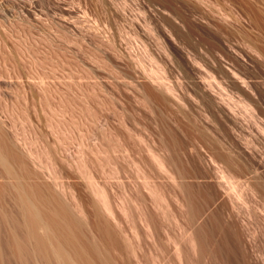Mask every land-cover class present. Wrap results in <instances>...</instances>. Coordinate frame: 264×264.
Listing matches in <instances>:
<instances>
[{"label": "rangeland", "instance_id": "obj_1", "mask_svg": "<svg viewBox=\"0 0 264 264\" xmlns=\"http://www.w3.org/2000/svg\"><path fill=\"white\" fill-rule=\"evenodd\" d=\"M1 2L7 6L0 13L3 127L31 148L48 141L50 151L53 146L72 156L82 146L89 151L90 143L80 141H90L92 133L105 140L98 138L102 127L124 136L119 141L127 153L114 147L110 164L85 155L119 220L116 241L101 237L108 263L264 264V0ZM229 70L237 73L234 79ZM161 81L172 90L168 100L157 97ZM160 130L176 141L174 183L142 146L160 149ZM134 161L168 211L154 207L146 189L139 192L144 175ZM217 166L229 168L238 197L218 185ZM73 176L68 182L82 190ZM4 194L0 209L9 204ZM141 209L150 230L139 218ZM5 227L0 225L1 237ZM191 231L199 240L194 251L186 239ZM8 246L0 243V264H36L27 250L22 258Z\"/></svg>", "mask_w": 264, "mask_h": 264}, {"label": "bare ground", "instance_id": "obj_2", "mask_svg": "<svg viewBox=\"0 0 264 264\" xmlns=\"http://www.w3.org/2000/svg\"><path fill=\"white\" fill-rule=\"evenodd\" d=\"M1 1L2 0H0V13L2 14V11L5 8L7 9V6L5 4L6 7L4 8V1L3 3ZM197 61L198 60L196 59V62ZM229 72L231 74L230 76L233 75L234 79V74L236 72H233L232 70H229ZM158 77L159 76H157V78ZM213 77L214 76L212 75V78ZM155 79L156 78H154V80ZM215 80L217 79L215 78ZM215 80L213 79V81ZM159 81L160 80L157 79L156 83H159ZM162 83L160 87H158L159 85L156 84L158 87L157 89H159V91L157 89L155 91L160 92L157 97L160 96L162 98L163 96L164 98H162V100H168L166 98L171 97L172 92L170 93V91L172 90H170L171 88L169 87V85H166L165 82ZM155 84L153 87L156 88ZM151 91L155 93L154 88ZM151 91L149 92V94L153 93ZM155 94H157V92ZM149 97H146L147 101L151 99ZM154 99L161 100L160 98ZM27 119L28 118H26V120ZM27 121H29V119ZM9 128H11L10 125ZM102 128L101 131L103 132ZM12 130L5 129L2 123L0 122V176L4 177V179L2 180L3 182L0 183V185L3 189H5V191L2 189V192H0V194L3 195V192L8 193L6 194L8 196L6 197V195L4 194L3 198L5 199L6 197V200H8L9 203L8 205H5L7 206V209H0V225L2 224L4 225V227L6 225L5 230H8L6 231L7 234L5 233V236L1 234L3 237L0 236V243L6 246L9 245L8 247H10V245L12 244V247L14 248L11 249H15V252L18 253V256L25 254L23 252L27 250L28 254H30H27L29 256V259H34L33 262H35L36 264H110L108 263L107 259V250L103 247L101 243V237H106V239L108 240L116 241V236L118 235L115 229L120 228V225L117 224L119 220L117 221V212H115L116 215H114L113 209L115 208H111L112 203L110 202L111 200H109L110 196H108L107 194V189L101 183L100 185L98 182H96V180H94L95 178L93 179V173L91 174L90 171V168L92 166L90 168L87 166V163H91V161H89L90 158L85 157V155L88 153L92 154L93 157L96 159L95 163H98V161H100L99 163L101 165V159L104 160L103 158H106V163H104L110 164L111 162H109L110 160L107 157L109 156L110 158V155L113 152L116 153L115 151H112L115 149L114 147H117L118 149H121L125 152L128 150V148H126L127 145L125 144V147L123 140H120L121 142H123V144L119 141V138L123 139L124 136L119 137L120 133L118 135L111 129L106 130V126L104 129L105 132L99 133L100 136L98 138H100L103 134L102 137H105L109 142H106V139L96 140V138H92L94 136L93 133V135L88 134L89 136H92V142H90L91 140L89 139L90 141H88L87 136H82L84 135L82 134L81 136L85 137L86 140L82 139L81 137V139L85 141L80 142L83 143L82 145H84L86 141L87 144L90 143L89 149H86L88 145L85 144L87 145V147L85 146V151H89H87L85 154L84 150H82L84 147L82 146L81 150L83 152L78 148L80 151L78 152L77 149L76 153H72L74 155L72 156L69 153L61 155V153L56 152V149L53 151L55 147L53 148V146H50L52 147V153V151H50L51 148L49 149L48 147L50 145V143L48 145V141L44 143L45 147H43V145L42 147H40L41 149L39 147H37L38 149L31 148L27 144L25 145V142L21 141V138L19 139L18 135H16L15 132L13 133ZM160 131H158L159 133L157 132L159 136H161L160 139L162 140V147L160 149L156 150L154 148H151L152 146L150 147L151 144L149 143H145V145L143 144L142 146L144 150L147 147L146 151L149 155V160L152 161L154 168H156L159 172L164 173L167 179L174 183L176 180L175 174L178 173L175 155L176 141L174 139V136H171L173 134H169L171 133L170 131H167L168 133L165 131V133H163L162 130ZM58 133L62 135L60 131ZM56 136L59 135H57L56 133ZM130 136L132 137L133 134H131ZM134 136H136V134H134ZM94 137H97V135L95 134ZM136 137L139 138V135H137ZM143 137L145 138L144 135ZM144 138L140 139L144 140ZM59 139L60 137L57 138L56 141H62L61 139ZM103 140L106 142V144L105 142H103ZM113 142L115 143L113 144ZM138 142H140V140ZM141 142H146V140ZM91 143H93V146L91 145ZM125 152H123V154ZM55 153H57V156L55 155ZM75 154L77 155L75 156ZM115 155H117V153ZM125 155L126 154H124V156ZM231 157L232 156H230L228 161L229 167H233V165L236 163V160L234 159V163L232 159L233 157ZM87 158L89 162L86 161ZM211 159L214 160V158L212 157ZM90 160L93 161V159ZM134 162L135 170H137V172L140 171L142 169V166L140 165V169L136 164V161ZM98 164L97 166H100L98 168L101 169L102 167H104H101V165ZM226 166L224 167V169H222L223 167L221 168L220 166H217L218 168L216 171V177L221 178L218 179L217 183L218 185L222 186L226 190H229L235 196L238 197L240 194V190H238V186L235 185L237 181L234 182V177L232 178L233 175L231 174L229 168H226ZM66 170L69 171L68 173H72L71 175L68 174L69 177L73 175H75V177H77L78 175L77 178L80 177L82 181L78 179L80 180L78 184L83 185L82 190L78 189V187L76 189V180L73 181L75 183L68 182V179H70L71 177H68V179L65 177L67 176ZM112 170L114 174L118 173L117 169L116 173L114 169ZM142 170L140 172H142ZM74 173H77V175ZM137 175V177H141V175H139L138 173ZM146 176L144 175L141 178L139 177L141 180L138 178L141 182V184L140 182H138L137 188L139 192L143 191V189H146V192H148V194L151 196H149L151 200L153 199V206L155 205L156 208H160V210H164L165 208V211H168L166 210V208L169 209V207L165 206L166 200L162 202L165 199L163 198L164 196L158 192L154 185L152 186L153 183L150 184L148 180L151 181V179H148L150 177L147 176V178ZM62 178H65L67 180V183L66 180L64 182ZM70 181L72 180L70 179ZM80 182H82L83 184H80ZM8 198L10 199V201ZM0 199H2V196H0ZM173 199L176 201L177 198L175 197V195H173ZM1 202L5 201H3L2 199ZM160 202L165 204H162L161 206ZM186 204H188V201L186 202ZM1 205L4 206V204L2 203ZM167 206H169V204ZM4 209L7 211H5ZM123 209L124 208L122 207V210H120L123 211V214H125ZM160 210L159 212H162L161 215H163V217L165 216L167 218L166 215H168L173 218V214L170 215L171 213L168 214V212H166L167 214L165 215L164 211ZM142 212L143 211L141 209V213ZM140 215L141 217L139 218L142 221L143 225L150 230L149 222L147 221L148 219L143 213L139 214V216ZM116 216L117 219H115ZM102 223L104 226L101 229V232L97 233L95 229H100L99 225H101ZM134 229L135 228H133L132 230ZM84 230L86 231L87 235L84 234ZM196 236L192 231L187 233L186 235L187 243L193 251L199 243V240H197L198 236ZM173 252L175 253L176 257L180 259V250L174 240ZM17 253H15L16 255L14 256H17ZM30 256H32L33 259L30 258ZM22 258L25 257L23 256Z\"/></svg>", "mask_w": 264, "mask_h": 264}]
</instances>
